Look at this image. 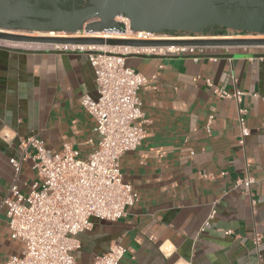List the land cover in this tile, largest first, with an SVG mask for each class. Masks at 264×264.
I'll return each mask as SVG.
<instances>
[{"label": "crops", "instance_id": "0c3cea01", "mask_svg": "<svg viewBox=\"0 0 264 264\" xmlns=\"http://www.w3.org/2000/svg\"><path fill=\"white\" fill-rule=\"evenodd\" d=\"M176 56L187 57L125 59L146 78L138 93L146 133L119 160L139 199L119 221L94 220L78 235L75 264H89L115 241L125 249L119 264H264V50ZM236 91L246 93L240 103L219 95ZM83 94L96 98L86 52L0 42V264L23 248L10 236L3 200L13 185L27 194L35 179L20 141L34 136L52 151L68 143L86 159L96 123ZM238 108L248 130L243 145ZM11 159L21 164L18 175ZM246 178L249 190L238 183Z\"/></svg>", "mask_w": 264, "mask_h": 264}, {"label": "built area", "instance_id": "2783aa9c", "mask_svg": "<svg viewBox=\"0 0 264 264\" xmlns=\"http://www.w3.org/2000/svg\"><path fill=\"white\" fill-rule=\"evenodd\" d=\"M115 22L123 25L125 31L108 29L103 32H90L82 28L71 35L56 33L51 37L172 40L168 36H155L145 32H140L143 35L135 38L139 32H130L126 19L118 17ZM42 46L57 52L88 54L94 74L96 98L92 99L83 94L80 104L95 120L96 141L86 159H79L78 152L68 143H63L57 153L45 148L41 139L34 136L20 141L21 158L32 161L35 179L27 194L18 191L13 185L3 200L10 236L19 240L23 248L20 255L10 256L2 264H75L73 254L80 248L77 237L91 230L92 218L117 222L126 216L127 210L139 198L123 182L119 160L125 153L135 150L141 144L148 121L140 109L138 97L146 78L127 67L125 57L193 55L207 49L174 46ZM260 48L264 50V47ZM219 95L222 98L233 97L240 103L246 93L236 91L230 95L221 92ZM244 115L245 111L238 108L240 145H243L244 137L248 134L244 127ZM10 163L18 175L20 162L11 159ZM238 183H242L249 190L252 179L246 178ZM213 216L214 211L209 219ZM208 224L207 221L205 225ZM260 240L259 234H255V246L258 247ZM124 254L125 249L115 241L89 264H119Z\"/></svg>", "mask_w": 264, "mask_h": 264}, {"label": "water", "instance_id": "95a60500", "mask_svg": "<svg viewBox=\"0 0 264 264\" xmlns=\"http://www.w3.org/2000/svg\"><path fill=\"white\" fill-rule=\"evenodd\" d=\"M186 40L33 36L114 29ZM172 32L174 34H163ZM264 0H0V41L40 45L130 47H264ZM242 37V38H233ZM197 38V39H195ZM214 38V39H212ZM61 53V52H58ZM143 59L187 56L128 55ZM192 57V56H188ZM230 57V56H226Z\"/></svg>", "mask_w": 264, "mask_h": 264}, {"label": "bare ground", "instance_id": "6f19581e", "mask_svg": "<svg viewBox=\"0 0 264 264\" xmlns=\"http://www.w3.org/2000/svg\"><path fill=\"white\" fill-rule=\"evenodd\" d=\"M56 33H48V34H41V33H38L37 36H54ZM143 35V33H137L136 34V37L135 38H139ZM233 38H242V37H233ZM244 38H264V35H259V36H247V37H244ZM169 39H172V40H186V39H189V38H171L169 37Z\"/></svg>", "mask_w": 264, "mask_h": 264}, {"label": "rangeland", "instance_id": "374dc122", "mask_svg": "<svg viewBox=\"0 0 264 264\" xmlns=\"http://www.w3.org/2000/svg\"><path fill=\"white\" fill-rule=\"evenodd\" d=\"M37 34H38V33H31L30 35L37 36ZM41 141L45 144V142H44L42 139H41ZM44 147L47 148L45 145H44ZM54 152H57V153H58V152H60V150H57V151H54ZM94 220H97V221H98V219H94V218H92V219L90 220V222L92 223V221H94Z\"/></svg>", "mask_w": 264, "mask_h": 264}, {"label": "flooded vegetation", "instance_id": "af4514ba", "mask_svg": "<svg viewBox=\"0 0 264 264\" xmlns=\"http://www.w3.org/2000/svg\"><path fill=\"white\" fill-rule=\"evenodd\" d=\"M174 34V33H172V32H165V31H163V34Z\"/></svg>", "mask_w": 264, "mask_h": 264}]
</instances>
